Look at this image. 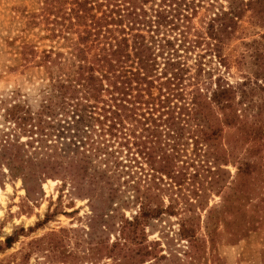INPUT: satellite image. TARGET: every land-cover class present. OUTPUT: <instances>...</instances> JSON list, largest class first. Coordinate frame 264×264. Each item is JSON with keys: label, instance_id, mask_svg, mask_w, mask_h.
I'll return each instance as SVG.
<instances>
[{"label": "trees", "instance_id": "trees-1", "mask_svg": "<svg viewBox=\"0 0 264 264\" xmlns=\"http://www.w3.org/2000/svg\"><path fill=\"white\" fill-rule=\"evenodd\" d=\"M41 3L18 54L50 68L60 93L44 96L36 110L14 109L9 115L16 129L3 135L1 151L26 152L18 146L20 130L32 138L26 145L34 154L94 179L112 180L126 167V185L140 201L128 225L135 231L148 219L180 216L178 235L188 243L191 264L206 247L215 249L223 234L239 244L261 228L264 0ZM248 13L263 33L254 42L256 82L241 90L225 77L230 69L225 49ZM259 93L262 98L255 100ZM254 108L258 111L251 113ZM227 131L236 133L235 143H227ZM230 163L235 176L221 178L222 166ZM200 171L203 180L197 183ZM213 191L220 203L207 209ZM164 196L167 208L155 201ZM198 210L206 211L204 234H198Z\"/></svg>", "mask_w": 264, "mask_h": 264}, {"label": "rangeland", "instance_id": "rangeland-1", "mask_svg": "<svg viewBox=\"0 0 264 264\" xmlns=\"http://www.w3.org/2000/svg\"><path fill=\"white\" fill-rule=\"evenodd\" d=\"M41 7V0H0V147L3 135L16 129L9 114L28 107L36 110L44 96L60 93L50 68L41 66L39 60L22 61L18 54L32 15ZM262 31L248 13L225 49L230 66L225 77L241 90L256 82L254 42L260 40ZM262 96L259 93L254 99ZM257 111L254 108L251 113ZM16 135L18 146L26 152L10 154L0 149V264H191L186 257L188 243L178 235L180 216L148 219L135 231L128 225L137 216L140 201L126 185V167H120L116 172L120 176L112 180L109 175L94 179L81 169L61 167L53 159L34 154L35 148L26 145L32 141L29 134L17 130ZM235 139L236 133L227 131V143ZM124 156L120 161L126 165ZM222 168L221 178L235 176L234 164ZM193 170L189 169L188 177ZM201 176L200 171L197 183L203 180ZM188 187L183 192L188 193ZM155 201L164 208L170 204L168 196ZM219 203L213 191L205 207L215 208ZM196 216H200L198 234H204L206 211L198 210ZM228 238L223 234L217 247H206L195 263L264 264V225L239 244L229 243ZM132 239L140 245L133 246Z\"/></svg>", "mask_w": 264, "mask_h": 264}]
</instances>
